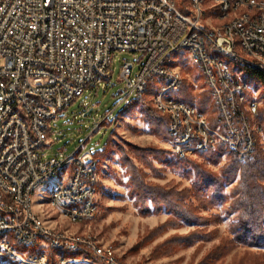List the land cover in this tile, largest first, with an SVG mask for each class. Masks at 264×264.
Segmentation results:
<instances>
[{
	"label": "built area",
	"instance_id": "2783aa9c",
	"mask_svg": "<svg viewBox=\"0 0 264 264\" xmlns=\"http://www.w3.org/2000/svg\"><path fill=\"white\" fill-rule=\"evenodd\" d=\"M241 1H250V12H241ZM207 2L210 7L222 5L225 28L203 26ZM189 7L193 23L179 17L172 0H0V175H8L7 184H0V208H7V215H0V233L1 226H15L20 241L33 244L36 233H43L48 246L88 248L101 264H120L112 250L95 249L91 234L86 235V241H77V235L52 233L44 228L33 215L30 200L36 182L49 176L58 163L72 160L73 171L66 175V186L54 201L75 213L76 219L93 220L98 215L90 201L94 188L90 167L96 162L93 154L45 157L41 149L50 141V121L56 114L96 83L112 77L113 56L118 51L146 54L135 80L133 62L125 61L122 66L120 78L126 80L124 100H128L155 77L171 78V86H182L181 67L163 75L160 62L172 50L183 48V43H191L188 53L203 71L210 73L207 83L219 109L223 136L235 138V157L239 161L253 157L263 125L261 130H254L247 115L255 113V122H260L259 103L254 101L251 110L242 111V95L248 89L239 86L231 69H223L211 60V52L214 47H222L233 53L228 36H236L241 50H247V57L233 53L236 58L255 61L249 60V51L264 52V0H194ZM230 10H238L239 18H231ZM16 78H24V85H16ZM167 98L168 106H160L161 98L154 101H158V111L168 116V129H183V136L169 137L174 154L181 158L199 154L190 151L193 140H204L203 152L217 147L208 133L210 124L205 113L193 111L190 104H179L171 95ZM7 106H17L11 120H3ZM177 109H185L187 122L178 120ZM5 134H13L10 147H3ZM88 155L90 159L86 160ZM72 198L82 199L83 208L72 207ZM13 202H21L23 211L9 217L8 208H13ZM11 245L10 241L1 243V247H8V255L15 256ZM34 260L37 264L68 262H52L47 252L45 258Z\"/></svg>",
	"mask_w": 264,
	"mask_h": 264
},
{
	"label": "rangeland",
	"instance_id": "374dc122",
	"mask_svg": "<svg viewBox=\"0 0 264 264\" xmlns=\"http://www.w3.org/2000/svg\"><path fill=\"white\" fill-rule=\"evenodd\" d=\"M175 1L178 10L192 15L190 0ZM209 4L210 2L205 4L207 16L216 18L218 9L210 7ZM217 53L238 78L249 84L246 94L249 98L256 97L259 100L261 116V111L264 110V79L254 70L243 66L240 60ZM145 59L146 54L142 51L115 52L112 77L96 83L56 114L50 121V141L41 149L45 157L64 158L74 152L79 155L92 153L94 158L97 157L98 171L104 181L96 211L99 212L98 215L93 220L72 221L48 205L52 189L57 183L64 181V173H72V165L64 167L55 178L47 179L36 189L32 201L34 211L40 213L54 228L82 236L91 234L92 241L101 252L112 249L122 264H199L201 260L204 264H264V240L256 243L250 239L246 242L243 240L245 234L238 232L240 212L234 207V201L238 197L234 188L239 177L226 186L227 198L221 205L205 209L198 204V200L190 198L199 206L198 215L203 217L202 220L178 219L166 208L165 203L158 204L157 210L152 199L147 204L139 200V191L129 168L127 155L142 169L147 182L169 189L192 187L195 174L193 166L181 162L171 151L170 136L165 138L154 130L141 104V100L145 99L153 102L166 82L155 77L143 96H131L124 100L127 94L126 80L120 78L124 62H133L132 79L135 80ZM168 65L180 66L184 75L181 88L171 92V98L198 108L204 102V113L209 124L220 129L219 109L212 98L203 70L184 49L174 53ZM134 98L139 100L127 106V102ZM255 123L261 127V122ZM130 144L154 147L162 152L142 151ZM259 144L264 150V128ZM103 148L102 152H97ZM230 152L226 150L216 164L199 154L191 157L220 174L223 165L231 160ZM195 230H200L202 234L195 236L197 238L191 244L175 241L163 245V250L168 247L171 249L167 253L158 255L155 252V248L169 238ZM40 238L37 245H26L19 242L15 232L0 236V240H9L24 255H37L43 251L50 254L46 239ZM55 252L56 255L66 256L65 249H56ZM0 264L18 263L10 256H5L0 258Z\"/></svg>",
	"mask_w": 264,
	"mask_h": 264
},
{
	"label": "trees",
	"instance_id": "16d2710c",
	"mask_svg": "<svg viewBox=\"0 0 264 264\" xmlns=\"http://www.w3.org/2000/svg\"><path fill=\"white\" fill-rule=\"evenodd\" d=\"M254 72L264 79V72L258 70H254ZM136 100H139V98H134L133 100L128 101L127 106L129 103H133ZM153 102L146 99L141 100L146 117L151 121L154 130L167 138L170 136L168 129V116L158 111V109L154 107L155 105H153ZM199 109L206 112L204 102H202ZM84 112L87 113V111ZM260 120L264 128V110L261 111ZM130 145L142 151L151 150L162 152V150L155 149L154 147L146 148L138 147L133 144ZM104 148L97 152H102ZM226 150H229L230 152L229 147L225 144H218L214 149H210L206 152H199V155L216 164L220 162L222 155ZM121 151L123 154H126L124 149H121ZM230 154L231 160L226 165H223L220 174L206 168L204 165L192 159V157L181 158L178 156L181 162L186 165H191L195 169L192 187H185L182 190H178L177 188L169 189L158 184L147 182L142 169L133 163L131 160L132 158L127 155L126 159L129 161V168L135 179L136 188L140 193H138L139 200L147 204L148 200L152 199L157 210L159 209L158 204L165 203L166 208L173 216H175V218L187 219L188 221H197L202 220L203 218L198 215L199 206L195 205L194 201L190 198L198 200V204L205 209L215 205H221L227 198L225 194L226 186L233 183L239 177V182L234 188L238 197L234 201L235 205L233 204L240 212L239 222L237 224L239 228L238 232L245 234L246 237L243 240L246 242L252 239L254 242L260 243L264 240V150L261 145L258 144L253 157L246 162H241L231 152ZM96 155H98V153H96ZM95 159L97 160L96 163L98 170L99 160L97 157H95ZM201 234L200 230H195L189 234L175 235L157 246L155 252H157L158 255L167 253L171 249L168 247L163 250V245L175 241L180 244H191L197 238H195V236H201ZM49 249L50 259L54 262L57 259L55 251L58 248L50 246ZM62 249H65L66 257L77 256L80 258H89L94 262L99 261L94 252L88 248H82L79 251L72 250L70 247H64ZM161 250H163V252L159 253ZM78 264L89 263L80 262ZM199 264H204V261L201 260Z\"/></svg>",
	"mask_w": 264,
	"mask_h": 264
},
{
	"label": "bare ground",
	"instance_id": "6f19581e",
	"mask_svg": "<svg viewBox=\"0 0 264 264\" xmlns=\"http://www.w3.org/2000/svg\"><path fill=\"white\" fill-rule=\"evenodd\" d=\"M190 1L193 6L194 0H190ZM225 1H232V0H225ZM172 2H176V1L172 0ZM212 7L218 9L219 13L217 14L216 18L207 16L208 13H203V26H208L212 30H220L221 28H225L226 19L224 18V13H222V5H215ZM240 10L241 12H250V1H241ZM177 14L179 15V17H182L184 22L193 23L192 15L184 14L180 10H178V8H177ZM230 17L239 18V11L230 10ZM228 45L230 48H232L233 53H239V57H247V50H241V45L240 43H237L236 36H228ZM181 49H184L188 52V50H191V43H183V48H177V49L172 50L171 55H169L168 58L160 62V73H162L163 75H170L171 69H179V66H169L168 62L172 59V55ZM217 52L223 53L224 55L229 56L233 59H238L236 58V55L228 52L226 49H222V47H214L213 51L211 52V60H214V62H218L219 65L223 67V69H230V67L225 63V61L222 58L219 57ZM238 60H240L241 64L245 66L247 69L258 70V71L264 72V52L262 51H249V60H255V61H245L244 59H238ZM198 66L201 68L200 64H198ZM203 72L206 78V82H208V80H210V73L206 71H203ZM162 80H164L166 84H164L160 92L154 98H161L160 106H168L167 97H169V95H172L171 92L178 91L181 88V85L171 86V78H164ZM237 82H239V86L249 89V84L246 81H242L240 78L237 77ZM16 85H24V78H16ZM149 85H150V82H145V84H142L141 91L137 93V95H134V97H138L141 95L143 96V94L147 91ZM165 86H170V87H165ZM246 93L247 91L244 92V94L242 95V99H241L242 111L251 110L252 107L254 106V101L256 103H259V100L256 97L249 98ZM213 100L215 102V98H213ZM178 103L187 104L186 102L181 101V100H178ZM154 105L156 108H158V101H154ZM192 110L197 113H204L198 107L194 105H192ZM15 114H17V106H7V109L3 111V120H11L15 116ZM177 117H178V120H180V122H187V114H186L185 109H177ZM247 122L254 123V130H261V127L259 125L257 126L255 123V113H248ZM208 133H211L212 137L214 138V144L216 145L225 144L227 147H229L231 153L234 156L235 154H237V147H235V138L223 136V130L221 128L216 129L212 127L211 125L208 126ZM169 135L170 136H183V129H169ZM11 143H13V134H5L3 136V147H10ZM190 151L194 153L203 152L204 151V140H193L192 143L190 144ZM255 151L256 150L253 151V154L255 153ZM80 156L81 155L76 154L75 152L73 153V157H80ZM68 165L73 166L72 160H64L63 162L58 163L57 167L53 169V171L49 174V176H47L45 179H41L40 181L36 182L34 191L30 193V200L33 201L34 192L42 183H44L47 179L55 178L58 172ZM72 171H73V168H72ZM66 175L68 174L64 173V181L57 183L56 186L52 189L48 205L53 210L58 211L61 215H63L64 217L72 221H83L85 219H76L75 213L64 210V206H62V203L54 201L55 197H57V195L61 192V189L63 188V186H66ZM90 175H94V188L91 189L90 201L91 203H93V212H96L98 210V200H97L98 191L96 188V184L99 180L96 162L93 163V167H90ZM7 182H8V175H0V184H7ZM72 207L83 208V200L80 198H72ZM31 210L33 212V215L39 219V223H41V225H43L44 228H48L49 230H52V233L62 232L65 235H77V234H73L65 230H60V229L52 227V225H50L47 222V220L41 216L40 213L34 211L33 202L31 203ZM17 211H23V204L21 202H13V208H8V216L16 217ZM0 215H7V208H0ZM11 232H15V226H1L0 236L7 235L8 233H11ZM16 235H17L19 242L26 244V245H35L38 242V239L40 237H43V233H36V241L33 244V242L20 241V234H16ZM7 241L9 240L7 239L0 240V258H4L5 256H10L18 264H37L36 260L34 259L45 258V251L37 255H34V254L24 255L21 252H19L13 245H11V252H14L15 256L8 255V247H1V243H5ZM77 241H86V236L77 235ZM91 242H93L92 239H91ZM94 244H95V249H99L97 244L96 243ZM52 246L58 249H62L64 247L68 248V246H63V244H53ZM71 249L75 251H79L82 248H71ZM108 250H112V249H108ZM112 254H114L113 251H112ZM31 256L33 257V259ZM61 259H68V262H59V264H78L82 261L91 262L93 264H101V262L94 263L89 258L79 259L74 256L66 257V256L57 255L56 260H61ZM120 264L122 263L120 262Z\"/></svg>",
	"mask_w": 264,
	"mask_h": 264
},
{
	"label": "crops",
	"instance_id": "0c3cea01",
	"mask_svg": "<svg viewBox=\"0 0 264 264\" xmlns=\"http://www.w3.org/2000/svg\"><path fill=\"white\" fill-rule=\"evenodd\" d=\"M97 172H98V176H99V180H98V182H97V184H96V188H97V191H98V188H99V191L97 192V200H98V204H100V199H101V193H100V189H102V187H103V178H102V176H101V173L97 170ZM100 209V208H99Z\"/></svg>",
	"mask_w": 264,
	"mask_h": 264
},
{
	"label": "water",
	"instance_id": "95a60500",
	"mask_svg": "<svg viewBox=\"0 0 264 264\" xmlns=\"http://www.w3.org/2000/svg\"><path fill=\"white\" fill-rule=\"evenodd\" d=\"M90 159V156L88 155L87 157H86V160H89Z\"/></svg>",
	"mask_w": 264,
	"mask_h": 264
}]
</instances>
